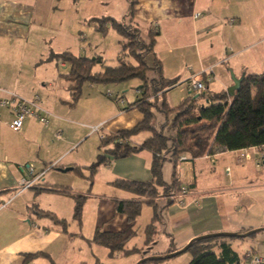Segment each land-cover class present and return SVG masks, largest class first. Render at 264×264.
<instances>
[{"label": "crops", "instance_id": "crops-1", "mask_svg": "<svg viewBox=\"0 0 264 264\" xmlns=\"http://www.w3.org/2000/svg\"><path fill=\"white\" fill-rule=\"evenodd\" d=\"M129 1L130 7L131 2L135 3L134 22L140 30L145 33L152 27L159 31L154 52L161 61L166 79H177L186 85L193 75L204 74L202 76L205 77L211 74L214 80L208 84L209 91L220 94L233 86L232 73L236 78L264 73V0ZM38 4V0H0V96L10 97L14 94L25 100H38L42 109L40 115L48 119V124H45L40 119L29 117L23 129L15 132L10 127L13 119L11 110L0 107V264H105L104 260L111 259L109 250L92 242L96 229L104 224L100 221L98 225L99 221L96 220L91 232L83 231L87 201L81 224L75 219L69 224L61 209H45L42 206L45 199L59 200L70 210L71 202L66 199L73 198L72 195L88 197L83 194L87 189H74L72 183L64 185L67 183L61 176L49 173L33 188H20L21 181L31 177L29 168L34 169L36 174H41L42 170L33 168V164L15 163L21 159H33L34 155L40 156L41 148H46L44 154L48 155V161H59L58 167L54 168L56 172L62 173L60 169L73 166V170L68 172H76L84 177L90 183V188L94 185V181L92 185L88 179L90 172L89 176L82 173L83 166L63 165L78 142L76 131L83 127L72 119V109L76 108L78 102L80 105L82 96L73 104L71 83L66 78L71 70L68 63L62 62L65 64L63 68H59L58 63L56 67L53 64L39 66L44 61V53L32 43V38L37 39L34 30L39 28L42 19ZM73 4L76 6L80 2ZM197 14L201 16L196 17ZM93 15L97 16V13ZM104 18L117 21L112 13L95 19ZM232 20L234 23H231ZM93 26L95 28V24ZM64 53L70 52L64 50L55 53L50 50L48 59ZM97 67L99 70L93 73L101 72V66ZM65 68H68V73L63 75ZM61 77L69 83L67 90ZM90 86L86 97L90 102L100 103L101 95L95 90L96 85ZM136 94L138 99L141 94L139 91ZM113 96L110 98L119 109L107 106L98 109L102 118L97 125H100V130L105 128L106 136L131 130L144 118L138 109L124 110L126 103L123 106L120 102L124 101V96L114 93ZM94 128L91 131H100H94ZM59 130H63L62 140H56ZM64 132H67V138ZM146 134L143 141L136 140L140 135L129 141L141 144L151 136L150 133ZM50 140L59 145L51 144ZM248 150L253 159L243 163L237 162V151H226L213 158L205 155L195 160L184 154L189 159L187 162L176 167L175 164L163 165L164 183L171 185L175 173L178 187L191 184L192 194L186 199V207L165 202L162 198L155 204L159 215L155 222L158 235L152 244L160 241L162 245L159 246L157 242L158 248H161L153 253L154 256L176 252L195 238L209 234H245L264 229V178L252 176L251 169L254 166L263 170L264 162L259 166L260 155L254 154L255 148ZM259 151L264 153V148ZM231 154L235 155V164L226 161V156ZM152 161L153 155L148 151L126 159L112 160L98 169L95 184L101 182L117 189L112 186L116 180L150 182L153 179ZM47 165L44 160V166ZM117 190H112V197L107 199L111 206L104 208L107 214L105 230L115 232L127 227L126 217L117 214L115 202L140 199ZM107 200H101L100 205ZM147 206L151 209V224L155 210ZM101 208L102 205L100 211ZM53 218L65 221L67 226L56 223ZM71 226L77 231L70 232ZM259 233L264 231L251 235L254 240L243 253L239 252L240 244L228 243L240 257L253 251L264 258V236L262 239L256 238ZM143 235L144 247H149L145 245L146 237ZM135 238L127 244L128 251L137 249L136 246L128 247ZM259 244L260 248L256 249Z\"/></svg>", "mask_w": 264, "mask_h": 264}, {"label": "trees", "instance_id": "trees-1", "mask_svg": "<svg viewBox=\"0 0 264 264\" xmlns=\"http://www.w3.org/2000/svg\"><path fill=\"white\" fill-rule=\"evenodd\" d=\"M134 4L131 2L127 20L122 23L112 18L92 20L99 33L105 34L112 28L121 37V51L116 65L108 66L102 57L89 59L75 57L70 53L54 56L71 67L66 78L71 83L73 104L81 98L85 83L97 86L138 79L143 84L139 89L142 97H138L136 102L124 109L125 111L138 109L144 116L143 120L131 130H123L115 135L103 137L102 146L107 147L105 154L99 155L97 161L88 169L90 171L88 179L93 185L94 177L102 165L144 151L153 155L152 181L116 180L112 183L113 187L140 199L115 202L117 214L126 217L125 230L115 232L102 227L96 229L92 242L106 247L111 258L122 253L131 254L126 250V246L138 235L136 223L144 205H149L155 210L152 223L145 228V245H151L155 241L158 235L155 222L158 221L159 215L153 200L169 190L180 188L175 173L171 185L164 183L162 170L166 161L172 162L176 167L179 158L184 154L195 160L216 152L264 148V73L246 75L234 97H230L227 92L211 94L208 88L197 99L195 94L189 93L177 108H170L164 101L159 107L160 111L166 114L174 113L169 136L153 125L154 114L151 110L153 102L160 97L165 98L169 92L166 90L177 87L179 80H169L164 77L161 61L154 52L159 31L152 27L145 33L140 30L134 22ZM150 55L153 57V67L146 62L147 56ZM97 65H100L102 70L93 73V68ZM142 133H150L151 136L141 144L129 141ZM55 167L58 166L55 165L53 168ZM64 193L71 195L68 192ZM72 197L76 201L74 217L81 224L88 197L84 195H72ZM53 219L56 223L67 226L65 221ZM189 251L193 253L190 264H239L244 258L239 256L225 238L197 241Z\"/></svg>", "mask_w": 264, "mask_h": 264}, {"label": "rangeland", "instance_id": "rangeland-1", "mask_svg": "<svg viewBox=\"0 0 264 264\" xmlns=\"http://www.w3.org/2000/svg\"><path fill=\"white\" fill-rule=\"evenodd\" d=\"M39 4L38 7L39 12L41 14L42 19H40L41 24L39 28L34 30V33L37 35V39L32 38L33 45H36L38 49H41L44 53V60L39 64L46 65V64H53L54 67L57 66V63H62L57 58H53L50 60L48 59L50 54V50L54 51H69L75 57H82V58H92L96 55L102 57L108 66H114L117 64V58L121 51V44L120 40L121 37L114 31V29L110 28L111 30L106 32L105 34L99 33L93 26L92 19L104 17L105 15L108 16L111 13L116 16L118 23L124 22V19L127 20V15L130 11V1L129 0H38ZM73 2H80V4L73 6ZM97 13V16L93 14ZM92 15V16H90ZM145 30V29H143ZM144 33V31H143ZM33 37V35H32ZM34 49V47H33ZM56 57V56H55ZM146 62L149 66L153 67L154 61L153 57L147 56ZM98 66V65H97ZM95 66L93 68V72L98 71L99 67ZM63 75L68 73V68L63 70ZM61 82L64 84L65 89L67 90L69 83L61 77ZM142 82L138 79H134L128 82H123L120 84H110L108 85H97L95 86V90H97L101 97L100 103H94L93 101H89L86 97L91 90V86L89 83H85L82 88V99L76 106L74 110V119L75 123L80 126H83L82 129L77 130V144L74 146L73 149L69 152V158L63 163V165L73 164L76 166H83L82 173L85 176H89L88 169L86 167L91 166L94 164L99 155L105 154V149L107 147L102 146V138L106 137L107 132L105 128L101 129L99 132L91 131L92 128L98 127L97 125L99 119L102 118V115L98 112V109L103 106L108 107H115L118 108L115 101L110 98L113 96V93L116 95L120 94L124 96V100L126 103V107L128 108L129 104H132L137 99V92L143 86ZM141 84V85H140ZM169 91L167 96L160 97L158 100H155L151 106V110L154 114V122L153 125L159 130L163 131L166 136H169V127L171 122L174 118V113L166 114L160 111V106H162L163 102L166 101L170 108H177L183 100H185L189 96V92L187 91L186 85L183 83H179L177 87L174 89H167ZM125 94V95H123ZM85 95V96H84ZM116 98L115 96H113ZM139 98L142 96L139 95ZM104 109V108H103ZM140 112V111H139ZM63 131V130H59ZM65 137L67 138V132H64ZM148 134L143 133L142 135L138 136L136 140L143 141L144 137ZM7 139H9L7 136ZM75 139V138H74ZM51 144L59 145L58 142L53 143L50 140ZM42 152L40 156H35L32 159L24 160L21 159L20 162H16L15 164H33V168H37V170H42L41 173H45L49 175L58 174L66 181L67 184L64 185H71L74 189H87L83 194L88 195L87 200V208L86 213L84 216V232H91L93 230V226L96 223V220L100 221L104 225H102L103 229H106L107 226L105 224L106 212L104 210L111 206V202H109V198H111L112 189L111 187L97 182L92 188H90V183L82 177L78 175L76 172H62L58 173L53 168L55 165L59 163V161H48V155L44 154L46 148H41ZM55 152V151H54ZM234 154L226 156V161L228 164H235L234 161ZM11 158V157H10ZM25 158V157H24ZM47 161L49 165L44 166V160ZM51 159V158H50ZM35 164H38L37 166ZM164 164L171 165L170 161H166ZM245 165V164H244ZM173 166V165H171ZM70 168V167H67ZM73 168V166L71 167ZM252 176L257 175L258 178H264V169H256V167L252 166ZM173 172V171H172ZM44 174V175H45ZM71 179V181H70ZM100 181V180H98ZM87 187V188H85ZM91 189V190H90ZM90 190V191H88ZM118 191V190H117ZM163 195V194H162ZM162 195L156 197L153 201L155 204L160 201ZM44 198V197H43ZM62 200V199H60ZM66 200H70V210H67V207L61 201L57 200H47L43 202L42 206L46 207L45 209H61L63 212L62 215L66 216L69 219V224H72L73 219H75V208H76V201L73 198H68ZM101 200H107V202H103L101 211L99 207L101 206ZM65 208V209H64ZM72 209V210H71ZM147 210V211H146ZM100 211V212H99ZM83 218V215H82ZM76 221V220H75ZM151 221V209L147 205L144 206L142 210V214L140 219L138 220L137 229L138 235L133 240L132 244H129L128 247L131 249L134 246L137 247L136 250L131 249L129 250L131 254L124 255L123 253L116 256V258H111L110 261L104 260L103 263L105 264H138L144 259L151 258V257H158L154 256L153 253H157L160 250L157 246V242L151 244L149 247H144V230L146 226ZM70 232L77 231L76 228L71 226L69 228ZM246 234V233H245ZM264 233H259L258 237L256 238H263ZM229 242L240 244L241 248L239 250L240 253H243L245 249L250 247L251 242H253L254 237L249 236L245 239L239 238H225ZM158 245L161 246L162 242H158ZM93 248L94 245H93ZM106 248V247H105ZM185 248V246L183 247ZM182 248V249H183ZM260 248V244L256 246V249ZM264 249V243L262 245ZM139 249V250H138ZM179 249L176 252L182 250ZM127 250V248H126ZM193 260V253L188 251L175 257L170 260L166 261H156V262H149V264H190ZM112 262V263H110Z\"/></svg>", "mask_w": 264, "mask_h": 264}, {"label": "built area", "instance_id": "built-area-1", "mask_svg": "<svg viewBox=\"0 0 264 264\" xmlns=\"http://www.w3.org/2000/svg\"><path fill=\"white\" fill-rule=\"evenodd\" d=\"M201 16V14H197L196 17ZM231 23H234L232 20ZM60 67H65V64H60ZM204 76V74H202ZM202 75H193L186 84V87L188 89V92L190 94L195 95H202L204 94L208 89V84L214 80V76L211 74L205 75L203 77ZM1 91V90H0ZM38 99V98H37ZM121 104L124 106L125 102L120 101ZM0 107L1 108H7L11 110L13 119L10 123V127L15 132H20L23 129L25 120L29 117H35L37 119H40L43 123L48 124V119L46 117H43L40 115V112H42L41 107L38 104V100L30 101L22 99L14 94H12L10 97H1L0 96ZM100 127L94 128V131H99ZM63 139V133L59 131L56 134V140H62ZM226 152V151H223ZM222 152H216L213 155H208L211 158L214 156L220 154ZM254 154L260 155V160L258 165L260 166L262 162H264V153L260 152L259 149L257 150L255 148ZM253 159L252 154L248 149L239 150L237 151V162L243 163L245 161H251ZM189 159L186 155H182L177 164L180 165L184 162H187ZM29 179H23L20 183V188L22 190L25 189H31L34 186L38 185L44 176V172L41 174H36L34 172V169L29 168ZM229 172V170H228ZM192 194V187L191 184H184L180 186V188L169 190L167 193L162 195V199L165 202L176 204L180 207H186L187 202L186 199ZM195 204H198V202H195ZM239 264H264V258L259 256L257 253L253 251H249L245 254L243 260Z\"/></svg>", "mask_w": 264, "mask_h": 264}, {"label": "water", "instance_id": "water-1", "mask_svg": "<svg viewBox=\"0 0 264 264\" xmlns=\"http://www.w3.org/2000/svg\"><path fill=\"white\" fill-rule=\"evenodd\" d=\"M232 80H233V86L230 87L227 90V93L230 97H234L236 95V93L240 90L241 84L245 78V75H243L241 78H236L235 75L232 73L231 74ZM200 95H196L195 99L199 98ZM73 170V168H68V169H60L59 171L61 172H68ZM260 231H264V229H259V230H252L246 234H237V233H218V234H209V235H205V236H201L198 238H195L194 240H192L191 242H189V244H187V246H185V248H183L182 250L178 251V252H172L169 254H166L164 256H158V257H151V258H147L142 260L141 262H139L138 264H146L148 262H156V261H166V260H170L173 259L175 257H178L179 255H182L183 253H186L190 250V248L192 247V245L197 242V241H203V240H207V239H213V238H240V239H245L253 234H256Z\"/></svg>", "mask_w": 264, "mask_h": 264}]
</instances>
